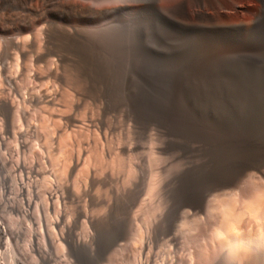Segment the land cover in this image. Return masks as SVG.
<instances>
[{
	"label": "rangeland",
	"instance_id": "374dc122",
	"mask_svg": "<svg viewBox=\"0 0 264 264\" xmlns=\"http://www.w3.org/2000/svg\"><path fill=\"white\" fill-rule=\"evenodd\" d=\"M59 1L67 5H76L78 12L84 8L80 15L87 17L89 9L102 10L117 7L128 3L129 0ZM145 1L147 4L142 8H127L114 17L99 22H87L83 25L85 34L96 46L94 56L110 66V74L114 78L111 92L130 98L143 110L144 126L141 128H135L132 122L125 119L123 112H104L99 102L85 96L87 88L75 66L74 62L77 60L75 57H71L70 62L61 67L56 63L55 53L47 57L43 56L46 49L44 23H37L31 32H12L9 38L17 39L19 47L9 50L10 53L2 52L6 71H0V98H9L14 101L12 123L17 130H22L26 142L25 149L21 151L17 138H10L7 141L10 170L15 172L16 167L21 165L26 171L34 169L38 171L36 177L25 180V186L34 187L37 190L48 231L53 239L58 237L59 232L55 227V220L62 206L61 193L68 189L72 195H79L75 201L72 200V204H66V210H72L75 203L84 205L85 198L82 193L90 189L95 205L89 208L86 214L98 218L103 245L107 246L114 237L121 234L128 236L127 246L110 250L107 254V262L104 264H138L147 233L148 226L145 225L148 221L157 219L160 221L158 222L160 228L162 226L164 228L162 230L167 228L168 224L163 218L167 203L156 195L161 183L166 182L172 190L201 185L214 167H229L239 150L247 149L248 146L264 147V51L236 54L219 61H211L204 52V36L198 37L188 32L180 20L164 13L163 10L169 8V0ZM18 2L19 0L5 2L0 0V18L13 21L23 16L33 18L31 14L41 13L45 5L52 0H28V4L35 9L31 11V14L17 9ZM229 2L232 6L228 7L226 14L244 8L252 13L257 6V0H229ZM190 11L189 14H191ZM242 20L244 25L249 22L248 18ZM53 21V27L56 29L59 26L65 29L72 28V16L62 17L60 20L53 18ZM193 22L205 23V21L197 20ZM233 22L227 20L228 24ZM30 39L33 40L32 43ZM36 58L39 59L38 62H35ZM20 59L25 63V71L21 75L18 68ZM206 66L210 68L206 69ZM203 73H205L204 76ZM10 77H15V84L10 83ZM204 86L207 88L204 89ZM12 87H15L18 94L21 93L20 95L25 98L24 109L28 111L26 119H22L20 115ZM125 109V107L122 108L124 111ZM181 114L192 119L194 128L189 130L177 124L175 118ZM26 125H33L32 129H27ZM158 126L166 128L167 131L158 132ZM258 128L260 130H257ZM1 130L0 121V143ZM47 155L52 156L48 158ZM68 168H70L69 182L65 175ZM20 178L17 177L16 182ZM92 178L94 185L91 186ZM223 189L210 193L202 205V211L196 216L177 220L172 225L173 228L170 227L172 232L178 233L177 253L171 249L169 255L170 247L167 243H163L155 259L156 264H160L161 260H167L168 256L169 259L173 256L187 258L185 254L190 253L203 263L212 253H227L226 257L230 260L234 259L235 249L237 251L244 241L238 237L239 234L231 232L229 223L232 220L226 219H230L228 216L231 215L232 218L234 217L233 221H238L243 214L250 221L255 220L256 223L253 222L255 226L257 224V228L248 232L245 239L259 251L255 255L257 261L254 259L252 264H264V227L257 222L264 220V217H261L264 216V196H262L264 195V175L256 170H248L236 180L234 185ZM235 190H237L236 193ZM212 194H220V196L215 199ZM48 195H53L54 210L53 208L50 211L47 210ZM135 198V205L129 206L128 203ZM235 199L238 204L242 201L243 204L244 201L248 202L244 207L247 209L250 204L248 206L250 211L242 214V210L246 209L241 207L242 203L236 209ZM223 209L241 213L236 212L234 215V212L226 210L223 213ZM147 210L148 212L151 210V213ZM228 229L229 237L225 232L228 233ZM260 231L263 232L260 233ZM90 233L91 229L83 217L75 234L80 238L84 236L83 239H85ZM224 242L228 244L226 248ZM230 249L232 250L229 251ZM188 250L190 253L187 252Z\"/></svg>",
	"mask_w": 264,
	"mask_h": 264
},
{
	"label": "bare ground",
	"instance_id": "6f19581e",
	"mask_svg": "<svg viewBox=\"0 0 264 264\" xmlns=\"http://www.w3.org/2000/svg\"><path fill=\"white\" fill-rule=\"evenodd\" d=\"M1 1L5 2L6 0H1ZM164 1H166V0H164ZM169 1H170L169 8L164 9L163 10L164 13L168 14L171 17H174V18L180 20L183 27L188 32L194 33L198 37L204 36L203 37L204 38L203 39V41H204V43H203L204 52H205V55L207 56V58H209L211 61L212 60L213 61H219L222 58H225L227 56L236 55V54H245V53H252V52L258 53L259 51H264V0H257V6H256L255 12L251 13L250 10L244 8V9L237 10V12H232L231 14H226L228 7L232 6V3H230L229 0H169ZM146 4H147V2L145 0H143L141 2L138 0H129L128 3H125L124 5H120L117 7H111V8L102 9V10L89 9L88 10V16L86 17V16L80 15L81 14L80 12H83L84 8L78 12L77 11L78 7L76 5H73V4L67 5V4L60 2L59 0H52L51 3H49L48 5H45L44 10L39 14L36 11H35L36 14H31L32 13L31 11L35 10V9H32V7L28 4V0H19V2L16 4V8L21 10V11H24V12H27V13L33 15V18L23 16V17L17 18L15 21L0 18V41H1L0 71L1 72L6 71V65H5L6 63L4 64L3 53H6L9 50H12L13 48L18 49V47H19V44H18L19 41L17 39L9 38V35L14 31L19 32V33L31 32L37 23L42 22L45 24L43 34L45 36L44 40L46 43V49H45V53L43 56L47 57V56H50L51 54L55 53V55L57 57L56 63H58V65L61 67L68 64V62H70L71 57H75L77 59L74 62L75 66L77 67L79 74H80V76H81V78H82V80L85 83L86 88H87V92L85 93V96L90 97L94 101L99 102L102 105L104 112H109V113L123 112L125 119L132 122L135 128H137V129L141 128L144 126L143 110L141 109V107L138 104H134V102L130 98L119 96V95L111 92V88H112V84L114 82V78L110 74V66H108L103 60H99L94 56V53L97 50L96 46L91 42V40L85 34V32L83 30V25L86 24L87 22H99V21L105 20L107 18L114 17V16L120 14L121 11H123L127 8H142ZM189 11L191 14H189ZM190 15H191L192 19L190 18ZM70 16H72V28L65 29V28L59 26L56 29L53 27V24H54L53 18L60 20L62 17H70ZM16 17H18V16H16ZM243 18L249 19V22L246 25L243 24V20H242ZM228 19L234 21L233 24H228L227 23ZM195 20L205 21V23L204 24L203 23H199V24L194 23L193 21H195ZM13 24H14V28H12ZM180 33H181V31H180ZM140 38L142 39V37H140ZM31 39L29 41H31V43H32L33 40H31ZM176 43H178V42H176ZM117 48H119V47H117ZM9 53H10V51H9ZM226 54H229V55H226ZM180 56L181 55H179V57ZM206 56H205V58H206ZM122 57H124V56H122ZM114 58H116V57H114ZM14 60H16V59H14ZM38 61H39V59L36 58L35 62H38ZM18 62H19V67H18L19 68V74L21 75L25 71V63L23 60L18 61ZM18 62H16V63L18 64ZM243 62H244V60H243ZM254 62H256V61H254ZM154 63H155V61H154ZM174 67H175V65H174ZM207 68H210V67L206 66V69ZM164 70H166V69H164ZM235 70H237V69H235ZM215 71H216V69H215ZM209 72H210V70H209ZM173 74H175V73H173ZM204 75H205V73H203V76ZM218 75L223 76L222 74H218ZM176 76H177V74H176ZM152 77H154V76H152ZM218 77H220V76H218ZM14 78H12V77L9 78V81H10V83H12V85L16 83ZM18 80H20V79H18ZM204 81H206V80H204ZM233 83H235V82H233ZM116 84H117V82H116ZM201 84H203V83H201ZM198 85H199V83H198ZM189 86H190V84H189ZM206 86H204V89ZM210 87H212V85ZM197 88H196V91H198ZM221 88H222V86H221ZM116 89H119V88L117 87ZM188 90H191V89H188ZM211 90H213V89H211ZM12 91H13V94L15 95V98L17 101V107L20 110V115H21L22 119H26V117H27L26 113L28 111H26L24 109V105L26 104L25 98L20 95L21 93L18 94L19 92H17L15 87H12ZM166 93H168V92H166ZM205 93H207V92H205ZM210 96H212V95H210ZM166 100H167V98H166ZM203 100H205V99H203ZM141 103H142V101H141ZM244 103H245V101H244ZM214 104H215V102H214ZM123 107L126 108L125 111L122 110ZM249 109H251V108H249ZM13 110H14V101L13 100H11L9 98H4V97L0 98V121H1V126H2L1 143H0V264H104V263H106L107 262V254L110 253L109 252L110 250L111 251H113V249L118 250V249L124 248V246H127L126 241H127L128 236L126 237L125 234H121L119 236L114 237L107 246L103 245L102 233H101L102 232L101 231V224L99 223L98 218L96 216L86 214L87 210L89 208H92L95 205V202L93 200L94 198H93V195L91 194L90 189L84 190L82 193L83 198H85L84 205H79L78 203H75L73 205L72 210L71 209L66 210V204L67 203L72 204V200L74 199V201H75V199L79 198V195L77 194L78 197H77V195H72L68 189H66L65 192L61 193V205L62 206H61L60 213L55 220V227L58 228L59 232L57 235L58 237L56 239H53L51 237L49 231H48V227H47V223H46V217L44 215L45 214L44 209H42V207L40 206L39 194H38L37 190L34 187L27 188L25 186V180H29L30 178L36 177L38 175V171L36 169H34L32 171H26L24 169V167L21 165L16 167L15 172L14 171L12 172L10 170V167H9V161H10L9 153L10 152H9L8 148H6L7 141L10 138H17L18 141L20 142L19 145L21 146V148H20L21 151L23 149H25V146H26V142L24 141V135L22 133V130H17L12 123L13 114H14ZM244 111H246V110H244ZM249 115H250V112H249ZM175 120L180 127L183 126L184 128L189 129V130L191 128H194L193 121H191L192 119L189 118L185 114L179 115L178 117L175 118ZM32 126L26 125L25 127L27 129L31 130ZM221 126H222V124H221ZM250 126L252 127V125H250ZM261 126H263V125L261 124ZM158 128H159L158 132H160V133H162V132L165 133V131H167L166 128H163L160 126H158ZM219 130H220V128H219ZM257 130H260V129L258 128ZM216 131L218 132V129H216ZM220 136H222V135H220ZM224 139H226V138H224ZM251 141H252V139H251ZM246 147H247V145H246ZM166 152H167V150H166ZM208 154H209V152H208ZM229 154H227V155H229ZM231 154H232V152H231ZM50 156H52V155H49L48 158ZM176 156H177V154H176ZM230 160H231V158H230ZM149 162H151V161L149 160ZM221 164H223V163H221ZM131 165H133V164L131 163ZM140 168H141V166H140ZM69 169L70 168H68L66 170V173H65L67 182H69V178H70V170ZM137 169H139V168H137ZM251 169L256 170L257 172L264 175V171L262 170V169H264V147H259V146L249 147L248 146L247 149H244L242 151L239 150L237 156L235 158L233 157V159L231 160L229 167H222V166L214 167V170H212L211 172H209V174H207L205 180H203V183L201 185L193 186V187L192 186L186 187V188H183L181 190L180 189L179 190H172L171 188H169V185L166 184V182L161 183L160 187L158 186L159 189H158L156 195L159 196V198L163 199L167 203V208L165 210L166 212L164 211L165 215L163 218L168 225H167V228L165 230H162L163 226L160 228V225L158 223L160 221H158L157 219H154V218H153L154 220L150 219L152 221H150V222L148 221L147 225H145L146 219L144 218L145 222L142 220L144 222V225L146 227L147 226L148 227H147V233H146L145 241H144L142 249H141L140 259H139L138 264H156L155 259L158 255L159 251H160L159 248H161V245H163V243H167L169 245V247H170L169 255H170L171 249L174 253H177L176 249L178 246V238H177L178 233L172 232L170 227H172V225L177 220H186L190 216H192V217L196 216L198 213H200L202 211V205H203L206 197L210 193H212L213 191H218V190L223 189V188L231 187L232 185H234L236 180L243 175V173H245L246 171L251 170ZM65 175H63V176H65ZM16 176L19 178L21 177L19 179V181H17V182H16V178H17ZM153 178H154V176H152V179ZM90 181H91L90 185L91 186L94 185L93 178ZM189 184H191V183H189ZM95 186H97V185H95ZM116 190L118 191V188ZM121 191H122V189H121ZM224 191H226V190H224ZM236 191L237 190H235V193H236ZM77 193H78V191H77ZM240 193L242 194V192H239V194ZM82 195H80V196H82ZM134 195H135V193H134ZM142 195H144V194L142 193ZM212 195L215 199H217L220 196V194H215V195L212 194ZM262 196H264V195H262ZM153 197H152V199H153ZM233 198H235V197H233ZM236 198H237V195H236ZM95 199H96V197H95ZM52 200H53V195H48L47 210H49V211L52 208L54 210V207H53L54 205H53ZM263 200H264V198H263ZM233 201H234V199H233ZM208 202H209V200H208ZM220 202H223V201H220ZM236 202H237V200L235 199V206H236L235 208L237 209V208H239V204L242 203L243 201L242 202L239 201L240 202L239 204ZM135 203H136V198L132 199L128 204H129V206H134ZM263 203H264V201H263ZM212 204H213V202H212ZM216 204H217V202H216ZM245 204H248V202L245 203V201H244V204L242 203L241 207L243 208ZM248 206H247V209L244 207L246 210H242V214L247 212V211L248 212L250 211V209H249L250 207L248 208ZM142 208H143V206H142ZM107 209H108V207H107ZM153 209H154V207H153ZM205 210H206V208H205ZM225 210L223 211V213L225 212ZM134 211H136V210H134ZM226 211L232 212V213L234 212V215L236 212H240V211H230V210H226ZM252 211L254 213V210H252ZM36 212H37V214H36ZM147 212H148V210H147ZM149 212L151 213V210ZM157 213H158V211H157ZM140 214H141V212H140ZM228 215L229 214L227 213V216ZM144 216H146V214ZM156 216H157V214H156ZM250 216L251 215H249V217ZM83 217L87 220V223L91 229V233L89 235H87V238H85V239H83L84 236L82 238H80L75 234V230L77 229V226ZM134 217H135V215H134ZM228 217H230V219H226V220H232L229 223V225H230L229 227H230L231 232L239 234L238 237H240V239L242 241H244L239 246L237 251L234 248L235 252H236L234 259L230 260L228 257H226L227 253H223V252L222 253H212L209 255L208 260L203 263V262H200L196 258V256L191 254L188 250L187 252H189L190 254L189 255L185 254L188 256L187 258L186 257L173 256V257H171V259H169L170 257L168 256L169 260L168 259L167 260H161L160 264H252L254 259L256 258L255 255L258 254L259 251L254 246L250 245V243L247 242V240H245V239L247 238L248 232L253 231L255 229V227L257 226V224L255 226V224L253 223L255 220L253 222H252V220L250 221L244 214L241 218L238 219V221H233L234 217L232 218L231 215ZM261 217H264V216H261ZM256 219L260 220L259 218H256ZM147 220H149V219L147 218ZM261 221L262 220H260V222L259 221H257V222L259 224H261L260 225L261 227H264V220L262 222ZM135 223H137V222H135ZM140 223H141V221H140ZM255 223H256V221H255ZM137 224H139V223H137ZM139 225L141 226L142 224H139ZM260 226H259V228H260ZM164 227H166V226L164 225ZM227 228H228V226H227ZM49 229H51V227ZM128 229H130V228H128ZM230 230L228 229V233H227V231H225L226 235L228 234L227 237H229ZM52 231H53V229H52ZM53 232L56 233L55 231H53ZM262 232L260 231V233H262ZM117 233H118V231H117ZM144 233H142V234H144ZM260 233L258 232V234H260ZM127 234H129V233H127ZM228 241H230V240H228ZM134 242H135V240H134ZM230 242H228V243H230ZM224 245L226 248V245H228V244L225 243ZM233 246H234V244H233ZM213 247H214V244H213ZM231 250L232 249H230L229 251H231ZM190 251H192V250H190ZM212 251H214V250H212ZM226 252H228V250ZM173 255H175V254H173ZM121 258H122V256H121Z\"/></svg>",
	"mask_w": 264,
	"mask_h": 264
}]
</instances>
